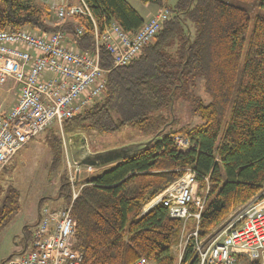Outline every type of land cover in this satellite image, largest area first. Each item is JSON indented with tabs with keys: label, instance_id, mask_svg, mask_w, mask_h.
<instances>
[{
	"label": "trees",
	"instance_id": "16d2710c",
	"mask_svg": "<svg viewBox=\"0 0 264 264\" xmlns=\"http://www.w3.org/2000/svg\"><path fill=\"white\" fill-rule=\"evenodd\" d=\"M142 1L167 8L172 19L127 66L112 69L111 56L101 47V65L110 70L102 99L62 124L69 136L115 134L127 127L144 141L154 139L138 154L108 164L109 169L81 183L72 216L82 264H134L142 257L153 264H177L172 247L181 239L182 221L171 217L163 203L146 213L143 208L187 169L196 172L198 194L207 192L201 236L240 207L264 199V16L253 18L248 10L223 0H176L173 5L169 0ZM240 1L264 9V0ZM85 2L93 20L77 15L62 26H51L49 5L0 0V31L74 33V25L80 24L84 30L75 36L76 48L90 52L95 49L93 21L99 31L116 22L131 35L146 22L127 0ZM200 85L208 102L195 95ZM180 100L190 102V114L200 124L174 128L176 118L172 119ZM53 126L45 133L58 128ZM55 134L48 140L51 174L63 156L62 141ZM177 135L189 139L188 151L176 146ZM2 193L0 187V197ZM71 196L66 172L58 198L70 203ZM45 202L42 199L38 208ZM19 205V191L9 186L0 227L10 223ZM23 231L28 242L31 233L27 226ZM193 256L189 245L183 264Z\"/></svg>",
	"mask_w": 264,
	"mask_h": 264
},
{
	"label": "built area",
	"instance_id": "2783aa9c",
	"mask_svg": "<svg viewBox=\"0 0 264 264\" xmlns=\"http://www.w3.org/2000/svg\"><path fill=\"white\" fill-rule=\"evenodd\" d=\"M51 11L57 18L55 26L68 19L92 14L85 0H52ZM173 14L159 8L131 35L119 24L111 22L99 31L95 22V49L82 52L76 48L75 36L83 33V25H74V33L65 30L37 32L31 29L0 31V87L11 86L17 91L16 103L0 111V169L34 138L63 121L82 114L101 100L107 87L106 70L101 65L100 49L106 48L113 68L124 67L137 59L145 46L158 34ZM173 141L181 151H188L187 137L177 135ZM72 185L71 201L59 209L46 206L30 229L31 239L5 264H82L83 254L75 249L76 220L72 207L82 185L79 167L72 163L69 145L63 143ZM62 147V148H63ZM68 147V148H67ZM207 192L198 194L196 172L187 169L143 208L146 213L159 203L169 215L182 221V235L172 247L177 264H183L184 253L191 245L193 259L185 264H264V199L246 205L232 221L219 225L207 235L199 234L200 219ZM134 264H153L146 257Z\"/></svg>",
	"mask_w": 264,
	"mask_h": 264
},
{
	"label": "rangeland",
	"instance_id": "374dc122",
	"mask_svg": "<svg viewBox=\"0 0 264 264\" xmlns=\"http://www.w3.org/2000/svg\"><path fill=\"white\" fill-rule=\"evenodd\" d=\"M26 1H32L36 4H47L49 6L52 2V0ZM127 1L135 9H137L145 19H148L160 8L154 4H145L142 0ZM175 1L176 0H169L168 4L173 5ZM223 1L248 10L253 18L256 15L264 16V9L259 8L257 3L248 4L240 0ZM151 12L152 14L149 16ZM57 21L58 20L55 17L54 12L51 11V17L49 18L48 24L55 26ZM194 91L195 95L201 97L206 102L209 101V97L201 85L198 86ZM16 92V89H12L11 86L0 87V111L9 110L16 103ZM178 102L179 103L175 105V114L172 119L174 120V118H176V126L174 128L178 129L179 127L187 125L193 127L194 125L200 124V120L190 114V102L188 103L186 100L183 102L180 100ZM53 127L56 126L54 125ZM55 131V135L62 141V147L64 142L69 145V135H66L63 132V128H57ZM55 131H52V134ZM52 134L44 132L38 137L34 138L9 162L10 167L8 166V170L0 169V187L3 190V193L0 197V212L2 201L9 186L14 187L20 193V207L17 214L13 217L8 225L0 227V264H3V262L11 255L18 253L25 244L23 227L27 224H30L31 220L36 217L39 202L42 199L46 200L44 206L50 209H59L66 206V204H69L65 202L63 198H58L63 176L66 172L68 175H70L68 163H66L64 159V147L62 149L63 156L61 159V165H59L58 169L52 174L49 172L52 163V153L48 145V140L52 137ZM85 135L89 141V149L92 152L103 151L128 143H138L144 141V137L142 135L133 132L127 127L115 134H97V136H94L91 133H85ZM71 162L74 163L73 159ZM110 167L111 165H106L99 168L80 167L79 172H75L74 168H72L71 173H76V175L78 174V182L81 185V183L86 179L95 175H99ZM243 210L244 208L240 207L221 224L232 221L239 215V213L241 214ZM218 226L213 228L210 232H212Z\"/></svg>",
	"mask_w": 264,
	"mask_h": 264
},
{
	"label": "water",
	"instance_id": "95a60500",
	"mask_svg": "<svg viewBox=\"0 0 264 264\" xmlns=\"http://www.w3.org/2000/svg\"><path fill=\"white\" fill-rule=\"evenodd\" d=\"M72 159L78 167L98 168L132 157L149 147L154 139L138 143H128L122 146L92 152L89 141L84 133H76L68 137Z\"/></svg>",
	"mask_w": 264,
	"mask_h": 264
},
{
	"label": "crops",
	"instance_id": "0c3cea01",
	"mask_svg": "<svg viewBox=\"0 0 264 264\" xmlns=\"http://www.w3.org/2000/svg\"><path fill=\"white\" fill-rule=\"evenodd\" d=\"M140 13V12H139ZM141 14V13H140ZM152 14V12L149 14V16ZM141 16L143 17V15L141 14ZM144 18V17H143ZM145 19V18H144ZM147 20V19H145ZM16 96H17V92H16ZM38 214H39V208H38V211H37V215L35 218H33L31 220V223L30 224H27L26 226L28 227V231L30 232V229L33 227V225L35 224V221L37 220L38 218ZM24 228V227H23ZM23 247V246H22ZM22 249V248H21Z\"/></svg>",
	"mask_w": 264,
	"mask_h": 264
}]
</instances>
